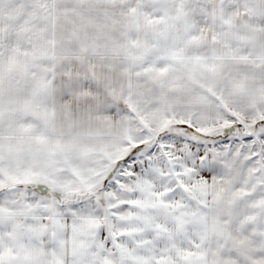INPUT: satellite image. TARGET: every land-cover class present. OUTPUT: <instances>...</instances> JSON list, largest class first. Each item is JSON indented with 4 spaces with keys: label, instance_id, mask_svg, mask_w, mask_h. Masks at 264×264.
I'll return each instance as SVG.
<instances>
[{
    "label": "snow or ice",
    "instance_id": "obj_1",
    "mask_svg": "<svg viewBox=\"0 0 264 264\" xmlns=\"http://www.w3.org/2000/svg\"><path fill=\"white\" fill-rule=\"evenodd\" d=\"M0 264H264V0H0Z\"/></svg>",
    "mask_w": 264,
    "mask_h": 264
}]
</instances>
